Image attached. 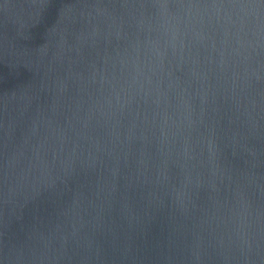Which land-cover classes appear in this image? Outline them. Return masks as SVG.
I'll use <instances>...</instances> for the list:
<instances>
[{
	"label": "water",
	"instance_id": "water-1",
	"mask_svg": "<svg viewBox=\"0 0 264 264\" xmlns=\"http://www.w3.org/2000/svg\"><path fill=\"white\" fill-rule=\"evenodd\" d=\"M0 264H264V0H0Z\"/></svg>",
	"mask_w": 264,
	"mask_h": 264
}]
</instances>
